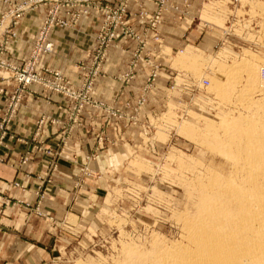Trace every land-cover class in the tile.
<instances>
[{"label":"rangeland","instance_id":"rangeland-1","mask_svg":"<svg viewBox=\"0 0 264 264\" xmlns=\"http://www.w3.org/2000/svg\"><path fill=\"white\" fill-rule=\"evenodd\" d=\"M34 10V35L12 57L17 20ZM52 15L68 24L54 20L39 34ZM57 30L77 33L81 43L73 37L56 46ZM112 53L127 58L116 72L107 68ZM247 66L256 68L254 88ZM261 67L264 0H0V149L9 148L7 138L24 141L10 129L26 101H61L59 115L34 117L13 163L20 169L35 155L43 159L32 200L2 195L0 215L22 208L41 223L39 243L49 248L50 236L54 244L46 264H162V252L186 244L206 180L235 178L228 132L264 123ZM77 129L90 147L58 179ZM49 186L65 194L59 219L42 209ZM10 187L25 190L17 180Z\"/></svg>","mask_w":264,"mask_h":264},{"label":"bare ground","instance_id":"bare-ground-1","mask_svg":"<svg viewBox=\"0 0 264 264\" xmlns=\"http://www.w3.org/2000/svg\"><path fill=\"white\" fill-rule=\"evenodd\" d=\"M254 67L243 70L246 85L252 88ZM242 123L250 126L253 118ZM230 133L226 142L235 149L232 154L233 149L228 152L234 157L235 171L231 172H237L235 178L231 173L230 179L225 176L227 180L213 174L204 182L197 215L187 226L186 244L162 252V264H264V123L237 135Z\"/></svg>","mask_w":264,"mask_h":264},{"label":"crops","instance_id":"crops-1","mask_svg":"<svg viewBox=\"0 0 264 264\" xmlns=\"http://www.w3.org/2000/svg\"><path fill=\"white\" fill-rule=\"evenodd\" d=\"M37 11L38 10L27 12L18 18L16 29L20 42H17L18 39L12 41L9 49V53L12 57L19 53L17 47H22L26 41L30 38L32 39L40 18V13H37ZM73 37L76 38L77 44L81 43L82 37L72 31L57 30L51 34L54 44L60 47L71 45V38ZM172 37H175L174 34H172ZM13 42H15V45ZM169 43L172 47V41ZM74 50H77L79 53H84V50L78 45H75ZM20 51H22V49H20ZM126 59V55L112 53L108 59V71H118L122 65L125 64ZM71 68L72 67H65L67 70H71ZM107 88L108 90L111 89L110 86H107ZM57 103H61L57 98H52L50 103H44L40 97H34L26 101L18 111L11 125L10 132L15 136L21 137L24 141L19 142L7 138L6 144L9 148L0 149V152L3 153L8 151L7 160L0 162V201L2 195L24 197L32 200V191L37 182L34 174L41 170L43 159H41L39 155H35L20 169H16L13 163L17 157V153L26 149L28 146L27 144H29L26 143V140L29 138L32 131L31 122L34 117L39 112L45 110L52 115H59L60 106H58ZM51 133L52 131L48 129L44 130L43 135L46 137V144H51L53 142L52 137H50ZM89 147L90 143L88 136L80 129H77L70 143V149L67 152V156L69 157L59 161L57 178L62 180V176H68L65 172H72L76 164L71 160H80L84 151ZM102 157H100L101 160ZM98 161L99 159L95 160L97 164L99 163ZM12 180L21 182L25 190L22 192L17 188L10 187V182ZM46 192L47 195L42 205L43 211L56 219L61 218L62 214L65 212L63 204L65 194L61 193V191L54 186L47 187ZM7 209L8 208H6V210ZM5 211H2L0 215V264H46L54 259L55 255H53V249L50 248L51 245H54L52 243V238L48 236L47 239H44L46 246H49V248L43 247L42 244L39 243L42 233L39 231L41 223L38 220L28 216L25 217L22 208H12L10 209V213H5Z\"/></svg>","mask_w":264,"mask_h":264},{"label":"built area","instance_id":"built-area-1","mask_svg":"<svg viewBox=\"0 0 264 264\" xmlns=\"http://www.w3.org/2000/svg\"><path fill=\"white\" fill-rule=\"evenodd\" d=\"M54 18L55 17L52 15L49 19H45L43 21V23H42L43 25H41V30H40V33L39 34H43V33L46 34V31L48 30V28L51 26L52 23H54L53 22L55 20ZM55 23H58L59 25H66V24H68L66 21H64L62 19H59V20L56 19L55 20ZM127 34H130V32H128ZM261 73L264 76V69H262ZM27 80H29V79H27ZM206 83H207V81L205 79H202L201 85H206Z\"/></svg>","mask_w":264,"mask_h":264}]
</instances>
